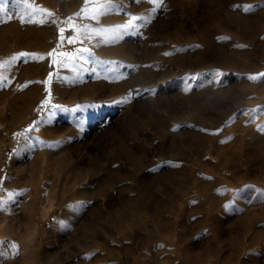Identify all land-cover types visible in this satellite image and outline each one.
I'll return each mask as SVG.
<instances>
[{
    "label": "rangeland",
    "instance_id": "1",
    "mask_svg": "<svg viewBox=\"0 0 264 264\" xmlns=\"http://www.w3.org/2000/svg\"><path fill=\"white\" fill-rule=\"evenodd\" d=\"M28 3L52 15L0 0V137L34 82L38 105L2 157L0 264H264V0ZM26 26L57 38L17 80L45 52L16 49ZM46 125L45 149L22 138Z\"/></svg>",
    "mask_w": 264,
    "mask_h": 264
},
{
    "label": "bare ground",
    "instance_id": "2",
    "mask_svg": "<svg viewBox=\"0 0 264 264\" xmlns=\"http://www.w3.org/2000/svg\"><path fill=\"white\" fill-rule=\"evenodd\" d=\"M57 38V34L53 35V39L51 40V42H48V38L44 37V36H39V34L35 31H32L28 28V26H26L23 31L18 34L17 36V39L15 38V41H16V49L19 50V49H30L32 50L33 48H36V49H45V52L44 55L42 56L43 57V61L40 62V57H39V53L36 52V51H32L30 54H33V55H29L30 57V64H28V69L25 70L26 72L20 74V76H18L19 78H17V80H19L21 77L23 76H26V77H37V76H40V77H45V75L47 76V74H44V71L45 72H48L49 69H50V64H51V55H49L50 53V50H51V47H52V44L54 43V41L56 40ZM14 40V39H13ZM12 40V41H13ZM11 41V42H12ZM13 41V43L15 42ZM10 43V42H9ZM11 46V44H10ZM13 46V45H12ZM11 46V47H12ZM14 47V46H13ZM12 47V48H13ZM11 49V48H8V50ZM4 50V49H3ZM6 51V50H4ZM8 52V51H7ZM3 53V52H2ZM1 54V53H0ZM6 54L3 56L5 57ZM3 59V58H2ZM5 59V58H4ZM0 62L1 59H0ZM43 62V63H42ZM42 64L45 65V68H42ZM6 70H3V68H1L0 66V76H4L5 75V72ZM49 77V76H48ZM28 80V79H27ZM41 81V80H40ZM44 82V81H43ZM17 83V81L15 82ZM39 82H37L38 84ZM47 80L45 81V83H43V89L45 90V88L47 87ZM34 84L35 82L33 83V86H31L30 88H27V89H24L23 92L20 94L21 96L23 95L26 100L28 101V103L30 104L31 103V107L26 115V118L20 123V124H17L16 126H14L13 128L11 129H6L5 131V134H3L4 136L0 137V170H1V163H2V157L5 153H7V149L8 147L10 146L9 144H12L13 142H11V139H9V135H13L17 129V127H20L21 124H24L25 122L29 121V115L28 114H32L34 110L37 109L38 105L35 107V103L37 102H34V97H35V91L33 90L34 89ZM22 86V85H20ZM40 87V85L38 86ZM15 90H19V86L16 85L15 86ZM38 90V89H37ZM20 92V91H19ZM56 96H58L56 94ZM40 99V98H39ZM55 99V98H54ZM62 99V97H61ZM52 107V106H51ZM50 107L47 109V111L44 112V114L48 115V118H50L55 111L53 110H49ZM30 114V115H31ZM50 116V117H49ZM40 120V119H39ZM45 122V121H44ZM15 123V122H14ZM19 125V126H18ZM39 125V124H38ZM43 125V123H42ZM50 128H48V126H42V128L39 130V131H33L31 134H29L27 137H23V139L25 138H30L31 140V147L35 148V147H38L39 150H42V149H45L43 146H42V140L44 137H51L54 135L53 129H51V126H49ZM57 131V130H56ZM60 134V133H59ZM63 139V138H62ZM46 142V141H45ZM47 143V142H46ZM20 145L22 144L19 143ZM44 144V143H43ZM35 146V147H34ZM48 148V147H46ZM50 149V148H49ZM20 150V148H19ZM19 150H17L16 152H14L11 156V166H14L16 165V161L19 160ZM36 150V149H34ZM38 151V150H37ZM31 152H32V149H31ZM49 152V151H48ZM45 153V152H44ZM47 153V152H46ZM41 154V153H40ZM36 156L38 155L35 154ZM46 155V154H45ZM49 155V153H48ZM32 156V155H31ZM40 156V155H39ZM47 158L46 156L44 157V159ZM42 159V157H41ZM42 161V160H41ZM40 161V162H41ZM44 163V162H43ZM43 163H40V164H43ZM45 164V163H44ZM15 167V166H14ZM13 167V168H14ZM12 168V169H13ZM45 169V168H44ZM10 170V169H9ZM12 171V170H10ZM41 173H42V170H40ZM38 169L36 167V164H35V161L32 160V162L27 166L19 169V173H18V179H15L14 182H13V186H14V189H18L19 186H20V182L21 181H29L30 183L32 184H37L36 180L37 177H38ZM45 172V171H44ZM1 175V173H0ZM10 175V174H9ZM43 176V175H42ZM44 179V178H43ZM7 181V180H6ZM40 181V180H39ZM44 183V182H43ZM0 184H1V176H0ZM25 185V184H24ZM44 185V184H43ZM3 223V221H1ZM6 223V222H5ZM4 223V224H5ZM2 227V225H1ZM5 227V226H4ZM2 233H4L2 231ZM1 238V237H0ZM15 239V238H14ZM4 252V251H3ZM8 264V263H7Z\"/></svg>",
    "mask_w": 264,
    "mask_h": 264
},
{
    "label": "snow or ice",
    "instance_id": "3",
    "mask_svg": "<svg viewBox=\"0 0 264 264\" xmlns=\"http://www.w3.org/2000/svg\"><path fill=\"white\" fill-rule=\"evenodd\" d=\"M89 2V0H85V5H87V3ZM95 3H97L98 6V10L96 11L95 15L92 16L91 18L95 19L97 16L99 15H105L107 14V12L109 11L111 5V0H94ZM149 3L155 5L157 8L160 7L163 3V0H148ZM25 5L32 11L33 15L36 12H41V13H47V15L51 16L52 13L48 12V10L46 9H37V8H33L32 5H30L28 3V0H24ZM244 10L247 11L249 10L250 6H243ZM86 9L82 8L81 12H84ZM77 16L80 15V13H76ZM71 19V18H69ZM23 22V21H22ZM29 22H36V21H32L29 20ZM46 20H40L39 23H46ZM53 23H55V21H53ZM85 29H87V25L84 26ZM60 32L63 33L64 29L61 28ZM105 38H106V42L108 39H115L116 37L114 35L109 36L107 31L105 30ZM69 40L71 41V38H69ZM238 47H243L242 45H238ZM83 51H87V49H84ZM91 53H89L90 55ZM21 55H33V54H21ZM49 55H51V53H49ZM62 56L66 57V60L61 61V66H66L67 64L71 63L73 60L76 59V56L74 54H68V53H62ZM167 55V53H166ZM16 59V57H12V61H14ZM3 62H0V64H2ZM51 76V74H50ZM3 77L0 76V80H2ZM162 247V245H161Z\"/></svg>",
    "mask_w": 264,
    "mask_h": 264
}]
</instances>
